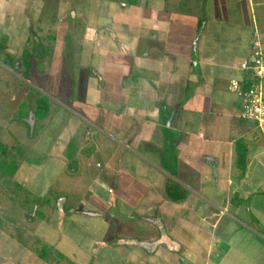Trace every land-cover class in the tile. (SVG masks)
I'll use <instances>...</instances> for the list:
<instances>
[{
    "label": "crops",
    "instance_id": "crops-1",
    "mask_svg": "<svg viewBox=\"0 0 264 264\" xmlns=\"http://www.w3.org/2000/svg\"><path fill=\"white\" fill-rule=\"evenodd\" d=\"M105 1L0 0V98L46 127L37 146L0 124V264H56L45 242L63 264H264V136L228 89L256 38L264 55L263 0ZM52 69V99L88 117H35ZM83 124L106 138L69 135Z\"/></svg>",
    "mask_w": 264,
    "mask_h": 264
},
{
    "label": "rangeland",
    "instance_id": "rangeland-1",
    "mask_svg": "<svg viewBox=\"0 0 264 264\" xmlns=\"http://www.w3.org/2000/svg\"><path fill=\"white\" fill-rule=\"evenodd\" d=\"M109 3H111L110 0L109 1L106 0L105 2H103L102 3L101 11H103L104 13H106V12L107 13H111L114 10H119V7L117 9V7L115 5H112V4H109ZM95 6H96V4L94 3L93 6H92V9ZM99 10H100V8H99ZM99 10H97L95 12H99ZM70 19L71 20L72 19L74 20V17L67 18V20H70ZM33 37H36V38L39 37L40 38L39 35H34ZM52 37L53 36H48L47 35L45 37V39L51 40ZM41 38H43V37H41ZM34 40H36V39L35 38H32V42H31V45H30L32 48L34 46ZM67 69H63V72H62L63 73V77L61 79V82L62 83L60 84V87L61 88L64 87L67 90L74 91V93H72V95H75L76 102L78 104H83V102L87 100V97H86V94L84 93V88H83L84 87V83L78 84V82H76V84H75V82H73V78H70L69 77L70 75L67 73L68 72ZM24 71L25 70H23V72ZM30 71H32L31 68H30ZM83 72H84V70H83ZM51 74H52V76L50 77V81L48 83V86H44L45 84L43 83L44 84L43 87H45L47 89L46 90L47 92H50V95L49 96L46 95V94L39 95L37 97V99H38V102L37 103H39V102L41 103V105H42V110L41 111H46V108H49V106H50L51 109H54V110L58 111L60 114L61 113H65L66 114V117H67L68 123L73 125V124H75V117H78L79 116L78 114H76L72 110V109H74L76 107V105H74L73 103H71L70 106L71 107H74V108H72L71 110H69L64 104H60L61 107H59L58 102L56 100L52 99L51 96L55 94L54 87L56 85V84H54L52 82L53 79H54V77H55L54 69H52ZM65 74H66V77H65ZM23 82H25V83H23ZM23 82L20 81V83L21 84H24V86H26L27 90H29V95L37 96L40 93L36 89V86L37 85H41V83L33 82L32 80L30 81L32 84L30 82L29 83H26V80L25 79L23 80ZM6 83H8V81H6ZM34 85H36V86H34ZM75 85H77L76 86L77 88L75 87ZM17 92L19 93V92H21V90H17ZM17 97L20 98L18 95H17ZM53 100H54L55 104L52 103ZM70 100H71V98L69 100H67L66 103L68 104ZM18 101H20V100H18ZM26 101L27 102L25 103V105L24 104H22L21 106L17 105V109L14 110V108H15V106L17 104V102L15 101V98H14V102L13 103H11L10 99L7 98V96L0 98V124L2 122V125L5 124V127L7 128V130H6L7 132H6L5 136H4V138L2 139L1 138L2 136H0V138L2 140H4V141H9V139L11 137L13 139V136H14V139H17L16 141H19L18 143H20V140H23V141L24 140H29V141L34 142L38 146V145H40L42 143V140H45L44 130H45L46 127L42 124V122L40 124H37L36 125L37 122L34 119L31 120V118L29 117V114H28V108H29L30 98L28 100H26ZM49 103H50V105H49ZM74 110H77L82 115L84 114V116L88 117L85 112L83 113V111H84L83 109L81 110V109H77L76 108ZM12 118H14V119H13L12 124H10L9 122L12 121ZM96 122L98 123L96 125H101L102 124L101 122H98V120H96ZM15 123L18 124L17 125V128H14V126H16ZM51 124H50L51 127L53 125H55V124H53V120L51 121ZM80 125H81V123H80ZM10 127H12L13 130H10ZM84 127L85 128H88V129H85ZM82 128H83L82 131L81 130H79L78 132H76V131L75 132L68 131V133H69V135H71V137H78L77 139H83V138L86 139L87 138V139H91V140H97L99 138V140L100 139L102 140L103 138H106V136H107V135L103 134L102 132H100L99 130H97L96 127L93 126V125L83 124V127ZM87 132L89 133V135H88V137L85 138ZM68 168L70 169V166ZM73 180L76 181V183H77V179L76 178L73 179ZM0 209H1V206H0ZM0 213H3V212L0 211ZM29 231H30V234H33L32 236L34 238L37 237L40 240L43 239L46 234L48 235V232H46V231L45 232H42L40 229L39 230H36L34 232H31V231H33V228H29ZM41 234H43V235L45 234L43 236V238L42 237L39 238V236H41ZM53 236L54 235L49 234V237H50L49 239L51 240V239L55 238ZM42 245L43 244L39 245V247H40L39 248V250H40L39 253H41V255L42 254H46L47 256L49 255L50 257H49V259H47L48 261L54 262L56 264H58V263L63 264L64 262H67L64 259H60V254L63 253V252H61L58 249V247L54 245V243H52V242H45V244L43 246ZM42 249H44V250L42 251ZM62 251H64V250H62ZM65 252H68V251H65ZM56 260H57L58 263L55 262Z\"/></svg>",
    "mask_w": 264,
    "mask_h": 264
},
{
    "label": "built area",
    "instance_id": "built-area-1",
    "mask_svg": "<svg viewBox=\"0 0 264 264\" xmlns=\"http://www.w3.org/2000/svg\"><path fill=\"white\" fill-rule=\"evenodd\" d=\"M252 49L253 80L245 87L239 80L230 79L228 89L240 98L239 118L255 123L264 136V55L257 38L252 43ZM241 67L247 66L243 63Z\"/></svg>",
    "mask_w": 264,
    "mask_h": 264
},
{
    "label": "trees",
    "instance_id": "trees-1",
    "mask_svg": "<svg viewBox=\"0 0 264 264\" xmlns=\"http://www.w3.org/2000/svg\"><path fill=\"white\" fill-rule=\"evenodd\" d=\"M41 110H42V105L39 102V103H37V109L35 111V117L40 119V118H43L46 116L47 108H46V111H41ZM4 150H5V148L0 144V156H1V152ZM13 166H14V164H12V167ZM0 170L2 171V173H4V171H6V170H9V164L0 160Z\"/></svg>",
    "mask_w": 264,
    "mask_h": 264
}]
</instances>
